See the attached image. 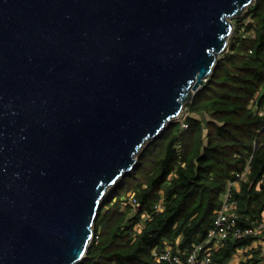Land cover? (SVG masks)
Listing matches in <instances>:
<instances>
[{
    "label": "water",
    "instance_id": "obj_1",
    "mask_svg": "<svg viewBox=\"0 0 264 264\" xmlns=\"http://www.w3.org/2000/svg\"><path fill=\"white\" fill-rule=\"evenodd\" d=\"M254 0H0V264H75L106 190Z\"/></svg>",
    "mask_w": 264,
    "mask_h": 264
},
{
    "label": "trees",
    "instance_id": "obj_2",
    "mask_svg": "<svg viewBox=\"0 0 264 264\" xmlns=\"http://www.w3.org/2000/svg\"><path fill=\"white\" fill-rule=\"evenodd\" d=\"M232 21L227 48L182 114L106 190L75 264H180L199 245L209 264H230L242 248L236 264H264V233L205 242L227 192L238 226L264 220V0Z\"/></svg>",
    "mask_w": 264,
    "mask_h": 264
},
{
    "label": "built area",
    "instance_id": "obj_3",
    "mask_svg": "<svg viewBox=\"0 0 264 264\" xmlns=\"http://www.w3.org/2000/svg\"><path fill=\"white\" fill-rule=\"evenodd\" d=\"M258 112L264 118V102L258 108ZM228 193L229 192H227L220 209L217 211V215L215 218V227H213L209 231L205 241L206 243H210L214 239L218 240L219 238L226 237L229 234H233L237 237H243L251 234L264 233V220L251 226L242 227L237 225L238 214L234 210V202L228 201ZM217 244L218 241H215V245ZM201 248V245L197 246L194 252H192V254L188 256V261L185 263L184 261L180 260V264H209L211 258L208 251L207 255H205L201 259L198 257V251ZM245 249H239L237 253H239V255L242 257ZM165 256H167V254H165Z\"/></svg>",
    "mask_w": 264,
    "mask_h": 264
},
{
    "label": "crops",
    "instance_id": "obj_4",
    "mask_svg": "<svg viewBox=\"0 0 264 264\" xmlns=\"http://www.w3.org/2000/svg\"><path fill=\"white\" fill-rule=\"evenodd\" d=\"M240 258L241 256L239 255V253L236 252L234 256L231 258L230 264H236Z\"/></svg>",
    "mask_w": 264,
    "mask_h": 264
},
{
    "label": "rangeland",
    "instance_id": "obj_5",
    "mask_svg": "<svg viewBox=\"0 0 264 264\" xmlns=\"http://www.w3.org/2000/svg\"><path fill=\"white\" fill-rule=\"evenodd\" d=\"M247 7H245L244 9H243V11L246 9ZM234 17V16H233ZM233 17H231L230 19H232ZM182 112H183V110L181 111V114H182Z\"/></svg>",
    "mask_w": 264,
    "mask_h": 264
}]
</instances>
